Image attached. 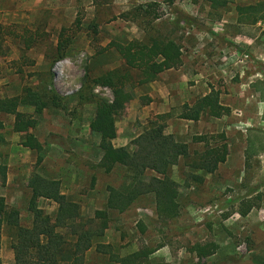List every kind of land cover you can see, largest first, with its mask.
Instances as JSON below:
<instances>
[{
	"label": "rangeland",
	"instance_id": "obj_1",
	"mask_svg": "<svg viewBox=\"0 0 264 264\" xmlns=\"http://www.w3.org/2000/svg\"><path fill=\"white\" fill-rule=\"evenodd\" d=\"M263 1L0 0V99L18 97L24 88L44 93L48 87L63 100L61 107L41 114H34L31 106L18 108L34 115L36 124L29 133L41 144L40 154L21 145L14 116L0 115V166L6 178L2 185L0 175V197L7 209L18 211V225H32L29 181L37 173L59 182L61 194L78 205L82 220L105 212L107 228L93 239L83 264H264V10L259 7ZM147 4H153L151 15L143 13ZM60 35L69 40L62 55L56 49ZM152 38L175 41L182 59L193 54L201 61V70L208 66L226 70L211 73L198 86L216 92L229 114L221 118L202 114L188 128L187 120L179 118L184 106L176 98L180 87L169 90L174 101L166 112L164 85H178L175 69L144 85H136L137 72L129 71L126 89L133 99L117 117L112 144L133 152L132 141L148 121L168 115L160 120L164 134L187 146V156L166 175L177 185L173 217L158 214L152 192L139 194L124 208L123 199L115 208L108 207V188L127 197L135 181L126 167L107 173L98 166L100 138L89 128L95 100H112L111 90L94 81L114 69L125 71L110 42L147 43ZM196 85L189 75L181 86L191 90ZM195 137L205 141L195 142ZM206 144L227 146L225 162L213 173L196 167ZM38 156L42 160L36 166ZM153 177L162 178L146 171L141 179L148 183ZM36 206L55 217L53 201L39 198ZM16 231L2 227L0 264L14 263ZM60 231L67 235L68 230ZM210 243L214 253L199 259L193 247ZM136 253L142 257H134Z\"/></svg>",
	"mask_w": 264,
	"mask_h": 264
},
{
	"label": "trees",
	"instance_id": "obj_2",
	"mask_svg": "<svg viewBox=\"0 0 264 264\" xmlns=\"http://www.w3.org/2000/svg\"><path fill=\"white\" fill-rule=\"evenodd\" d=\"M171 4L173 0H164ZM212 4L218 0H208ZM153 4H147L144 14L151 15ZM264 10V1L259 4ZM149 9V10H148ZM243 8H239L241 11ZM246 9V8H245ZM253 9V8H247ZM155 17V14H154ZM69 40L60 35L57 43V53L62 55L68 47ZM109 47L113 48L121 57L125 71L114 69L97 78L96 85L109 88L112 100H95V114L89 124L90 131L99 138V148L102 157L98 166L105 172H111L116 166L126 167L132 171L135 181L134 187L126 197L113 188H108L110 193L108 207L115 208V203L121 199L132 201L142 193L152 192L156 197V209L162 217H173L177 210L176 197L177 185L166 175L171 166L175 165L180 157L187 156V146L176 142L172 135L164 134L165 125L160 122L168 117L167 114L156 115L154 120H149L146 129L132 141L135 147L130 152L127 147H114L112 141L117 136L116 120L127 104L133 99L130 90H127L129 71L137 72L136 85H144L157 80L158 75L164 71L178 69L182 65V52L180 46L171 39L152 38L145 43L132 40L127 44L112 41ZM86 78L83 79L80 96L84 90ZM134 85V84H133ZM62 98L46 88L44 93H39L32 88H24L18 97L0 99V115L14 116V131L23 137L22 146L40 154L41 144L29 133L34 128L36 121L34 115H28L18 110L20 106H31L34 114H41L48 108L62 106ZM229 109L220 104L218 94L211 91L209 94L197 99L192 106L184 105L179 116L181 119L198 121L202 114L210 117L221 118L229 114ZM2 122L0 121V129ZM195 142H204V137L193 138ZM227 155L226 144L210 147L206 150L196 167L213 173L218 164L225 162ZM42 158L37 157L36 166ZM146 171H153L162 178L153 177L144 183L141 177ZM1 184L5 183V173L0 166ZM31 197L28 209L33 215L31 227L18 225V211L7 209L4 199L0 197V245L1 230L4 225L17 229L12 250L14 253L13 264H83L84 254L88 251L94 238L101 237L107 228V219L104 211H97L94 219L82 220L79 218L77 204L67 200L61 194L59 182L45 179L34 173L29 181ZM39 198L53 201L57 205L55 217L44 215L38 209L36 202ZM245 215V212H242ZM96 220L99 221L97 223ZM67 231L65 235L60 230ZM215 245L197 244L193 247L199 259L214 253ZM134 257H142L140 253Z\"/></svg>",
	"mask_w": 264,
	"mask_h": 264
},
{
	"label": "crops",
	"instance_id": "obj_3",
	"mask_svg": "<svg viewBox=\"0 0 264 264\" xmlns=\"http://www.w3.org/2000/svg\"><path fill=\"white\" fill-rule=\"evenodd\" d=\"M194 57L195 56L192 54L191 56H188V57L182 59V65L179 67L178 70H175V72H177V78H179V80H180V82L178 80V85H175L173 82L172 83L166 82V85H164L165 87L167 86V88H168V93L166 94V97H165V105L167 106L166 112L169 111V109H170L169 106L172 105L173 101H174L173 97L169 93V90L172 92H175L176 89L178 87H180V91L177 93V96H176V98H180L182 100L180 105L181 106L186 105L185 103H187V105H191L190 101L197 98V96L200 93H202L201 96H204L210 92V89L208 88L207 85H205L206 89H203L201 86L199 88L198 84L204 83L203 79L208 81V79H207L208 76L211 73H214L215 71H217L216 75H217V73H219V71H222V72L226 71L225 69H221V67H219V68L214 67L216 70L213 71V69L209 66L207 67L208 70H206V71L201 70V66H200L201 61L197 62V60H195ZM167 71H169V70H167ZM204 73H206V75H204ZM189 75L192 76V79H194V81H196V83H197L196 86H198V87H195L194 89H191V90H189L187 87L183 88L181 86L182 82H184V80H187ZM179 83H180V85H179ZM227 106H229V105H227ZM186 122H187V124H185V126H186V128H188V125H193L194 121L187 120ZM227 127L228 126L225 124L222 126V128L225 130L227 129Z\"/></svg>",
	"mask_w": 264,
	"mask_h": 264
}]
</instances>
